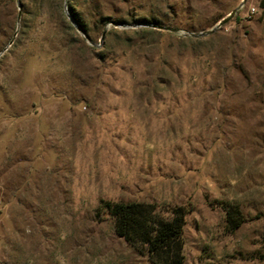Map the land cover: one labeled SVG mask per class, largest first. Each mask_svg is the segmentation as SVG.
Returning <instances> with one entry per match:
<instances>
[{"label": "rangeland", "instance_id": "1", "mask_svg": "<svg viewBox=\"0 0 264 264\" xmlns=\"http://www.w3.org/2000/svg\"><path fill=\"white\" fill-rule=\"evenodd\" d=\"M101 201L264 264V0H0V264H153Z\"/></svg>", "mask_w": 264, "mask_h": 264}, {"label": "trees", "instance_id": "2", "mask_svg": "<svg viewBox=\"0 0 264 264\" xmlns=\"http://www.w3.org/2000/svg\"><path fill=\"white\" fill-rule=\"evenodd\" d=\"M77 21L75 15L70 14ZM80 28L83 29V27ZM99 215L113 221L116 234L133 246H144L153 264H184V226L187 210L179 206L171 209L168 218L162 217L154 204L142 202L101 201ZM228 222L233 229L243 223L237 209L228 211Z\"/></svg>", "mask_w": 264, "mask_h": 264}, {"label": "water", "instance_id": "3", "mask_svg": "<svg viewBox=\"0 0 264 264\" xmlns=\"http://www.w3.org/2000/svg\"><path fill=\"white\" fill-rule=\"evenodd\" d=\"M245 1H246V0H244V2H245ZM239 9H240V8L236 9L235 11H233V12L231 13V15H230L228 18L222 20V21L218 24V26L215 27V28H213L212 30L207 31V32H204V33H199V34H197V35H196V34H192V36H206V35H209V34L213 33L218 27H220L221 25H223L224 23H226L227 21H229L230 19H232L233 16L239 11ZM70 19H71L72 24L74 25V27L77 29V31L80 32V33H82V31L80 30V28H79V26L76 24V22H75L72 18H70ZM151 27H153V28H158V29H160V30H166V31L174 32V33H177V32H178L177 29L169 28V27L154 26V25L151 26Z\"/></svg>", "mask_w": 264, "mask_h": 264}]
</instances>
